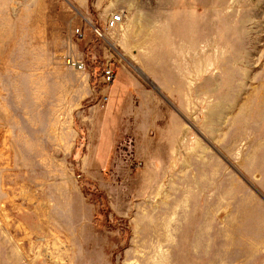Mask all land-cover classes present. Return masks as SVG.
<instances>
[{
  "label": "rangeland",
  "instance_id": "rangeland-1",
  "mask_svg": "<svg viewBox=\"0 0 264 264\" xmlns=\"http://www.w3.org/2000/svg\"><path fill=\"white\" fill-rule=\"evenodd\" d=\"M0 264H264V0H0Z\"/></svg>",
  "mask_w": 264,
  "mask_h": 264
},
{
  "label": "built area",
  "instance_id": "built-area-1",
  "mask_svg": "<svg viewBox=\"0 0 264 264\" xmlns=\"http://www.w3.org/2000/svg\"><path fill=\"white\" fill-rule=\"evenodd\" d=\"M122 19H123V16L120 12L113 13L106 19L105 27L108 30L116 29L122 23ZM92 31L97 36L102 37V33L100 32L98 28L93 27ZM75 34L77 35L78 38L83 36V33L79 28L75 29ZM67 62L68 64H71L77 70H83L84 68L83 62L73 61L71 59H68ZM114 78H115L114 69L111 67L110 64L108 63L104 64L97 78V81L99 82L98 83L99 94L103 101H106L107 99V96H106L107 86L113 82Z\"/></svg>",
  "mask_w": 264,
  "mask_h": 264
},
{
  "label": "crops",
  "instance_id": "crops-1",
  "mask_svg": "<svg viewBox=\"0 0 264 264\" xmlns=\"http://www.w3.org/2000/svg\"><path fill=\"white\" fill-rule=\"evenodd\" d=\"M108 100H109V99L107 98L106 101H104V102L106 103V102H108Z\"/></svg>",
  "mask_w": 264,
  "mask_h": 264
}]
</instances>
